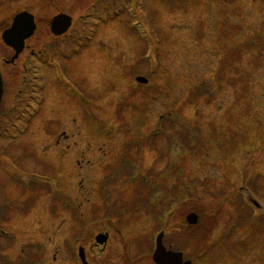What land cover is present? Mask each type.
Here are the masks:
<instances>
[{
	"label": "rangeland",
	"instance_id": "374dc122",
	"mask_svg": "<svg viewBox=\"0 0 264 264\" xmlns=\"http://www.w3.org/2000/svg\"><path fill=\"white\" fill-rule=\"evenodd\" d=\"M22 9L39 27L13 64L1 62L12 50L0 38V264H80L78 247L89 264H154L160 231L192 264H264V226L251 234L263 215L239 189L264 204V0H0V34ZM63 10L65 39L84 45L63 41L44 62L47 22ZM167 116L181 140L194 135L192 153L169 146ZM133 140L141 174H161L168 198L175 184L188 190L163 222L105 212L132 197L133 182L109 177Z\"/></svg>",
	"mask_w": 264,
	"mask_h": 264
},
{
	"label": "trees",
	"instance_id": "16d2710c",
	"mask_svg": "<svg viewBox=\"0 0 264 264\" xmlns=\"http://www.w3.org/2000/svg\"><path fill=\"white\" fill-rule=\"evenodd\" d=\"M114 1V0H113ZM168 2H176L179 4H183L185 2V0H167ZM60 43V42H59ZM59 43H55L52 45V50L55 52L56 48H59ZM17 113V109L14 110V114ZM168 117V116H167ZM163 117L162 122L164 123L162 128L165 129H169L176 127V121H174L172 117ZM174 135L173 138H178V140L180 141V144H178L177 139H173L171 137V140H169V146L171 145L172 147L176 146L178 147V149H181L180 151H186L188 150L191 151V153L193 152L194 146H196V143H190L191 141H196L195 138L193 136H191V138L188 140L189 142L187 143L185 141V139L181 140V135L179 133V130L174 129ZM183 130V129H182ZM168 136L170 137L171 135L168 134ZM162 137V136H161ZM136 140H133L131 142H129V144H127L126 146H123L122 151H121V156L119 157V160L116 164V167L112 169L111 171V176L109 177V181L110 182H115L118 179H122L125 181H130L134 183V190L132 193V197L130 198V201L126 202V203H120L121 206H119L118 208H114L115 205L118 206V203H112L113 205V210L112 206H110L108 209L105 210V212L109 213V216L111 214V211L113 212V216H116V220L117 222H121V218L123 217V212L124 210H126V208H132L131 213L133 212H140V210L145 209L147 212H149L148 214H153L154 217L156 219H158L159 221H165L167 218V212L171 211V209L178 203V201L175 199V196L177 197H183L185 192L188 190L185 189L184 186H181L182 188L179 189L177 187V185L175 184L173 186V188L175 189L176 193L174 194L172 192L171 196L168 198V196H166V194H164V190L166 188V186L163 185H157V180L158 177L161 175H159V173L154 172V170L151 169H147V171L144 174L140 173V159H139V152L141 150V145H142V140L135 142ZM125 147V149H124ZM131 148H134L133 150V155L130 154L131 156H127L129 153L128 151H131ZM177 151V149H176ZM264 179V178H263ZM258 179H254L252 181L253 182H257ZM109 183L104 182V185L107 186ZM123 188L120 189L117 193V196L120 197L123 193ZM178 192V194H177ZM166 198H168V200H166ZM0 207V215L5 213V210H3L4 208ZM171 208V209H169ZM115 211V212H114ZM126 212V211H125ZM261 216V215H259ZM264 216V215H263ZM263 216L259 219L263 220V222H257L256 224H254V230L251 232V234H254V237L256 235H259V233H261V230L259 229L260 227L264 226V218ZM80 227H83L82 224H80ZM80 233V232H77ZM76 233V234H77ZM81 234V233H80ZM5 237H7L6 235H3V233L0 230V242H5ZM253 237V235H252ZM3 246L2 243H0V250H2ZM31 256V255H30ZM35 256V255H34ZM28 256L26 255L25 257H23L24 259L27 258ZM28 264L29 262L27 260H25ZM24 264V263H23Z\"/></svg>",
	"mask_w": 264,
	"mask_h": 264
},
{
	"label": "water",
	"instance_id": "95a60500",
	"mask_svg": "<svg viewBox=\"0 0 264 264\" xmlns=\"http://www.w3.org/2000/svg\"><path fill=\"white\" fill-rule=\"evenodd\" d=\"M71 25V17L67 14L60 13L55 15L50 22V29L54 35H61L67 31ZM35 30L34 17L27 11H22L16 14L9 28L2 32L1 38L3 42L14 50V55L10 59L13 62L18 57L19 53L24 48L25 39L29 38ZM138 82H147L144 77H136ZM3 94L2 78L0 74V102ZM247 201L253 205L259 212L264 211V205L255 198L247 187H241ZM198 217L191 212L186 215V222L190 225L196 224ZM163 233L160 232L155 239V248L152 253V260L155 264H191L190 261H182V254L172 250H167L162 244ZM107 239V235L99 234L96 236V241L103 244ZM79 257L83 264H88L85 259L82 248L78 250Z\"/></svg>",
	"mask_w": 264,
	"mask_h": 264
},
{
	"label": "flooded vegetation",
	"instance_id": "af4514ba",
	"mask_svg": "<svg viewBox=\"0 0 264 264\" xmlns=\"http://www.w3.org/2000/svg\"><path fill=\"white\" fill-rule=\"evenodd\" d=\"M22 10H25V9H22ZM21 10V11H22ZM16 13H18V12H16ZM15 13V14H16ZM59 13H66L64 10L63 11H59ZM15 14H13L12 15V17L15 15ZM34 15V14H33ZM54 16V15H53ZM52 16V17H53ZM12 17H11V19H10V22H9V25L7 26V27H5L4 29H6V28H8L9 26H10V24H11V20H12ZM51 17V18H52ZM34 20H35V30H34V32H33V34H32V36L35 34V32L38 30V27H39V22L37 21V18L35 17V15H34ZM47 27H48V29L47 30H49V32L51 33V31H50V20L47 22ZM3 29V30H4ZM68 32V31H67ZM67 32L65 33V34H63V35H61V36H59V37H56V36H54V35H52V33H51V35H52V37H51V40L48 42V47H45V49H43V51H42V59L41 58H39V59H41V60H43L44 62L46 61V58H45V55L47 54L46 52H49L50 51V47H51V44H52V42H54V41H56V40H62V41H64V40H68V39H70V40H75V42H77L76 43V47H78V48H80V47H83L82 45H80V43L82 42V41H85L84 40V38L82 37V36H78L77 35V37L76 38H73V37H68L67 39H65L66 38V36H67ZM32 36H30L29 38H27L25 41H24V48H23V50L24 49H26V47H27V40L28 39H30ZM79 39V40H78ZM11 49V48H10ZM12 50V49H11ZM12 53H13V51H12ZM38 56L39 55V53H37V51H36V49H35V47L33 48H31L30 50H29V57H31V56ZM19 57V56H18ZM18 59V58H17ZM16 59V60H17ZM9 60H10V58H1V62H3V63H5V64H13L15 61H13V62H9ZM39 61V62H42V61ZM0 74H1V77H2V81H3V93H4V80H3V70L1 69V66H0ZM23 82H25V80L23 79ZM22 82V83H23ZM21 83V84H22ZM30 86H31V84L29 83V86H28V88H30ZM22 88H24V87H22ZM21 93V92H20ZM0 105H2V101H1V104Z\"/></svg>",
	"mask_w": 264,
	"mask_h": 264
}]
</instances>
